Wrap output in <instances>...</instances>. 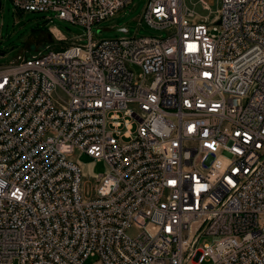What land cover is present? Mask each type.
<instances>
[{
    "label": "built area",
    "instance_id": "1",
    "mask_svg": "<svg viewBox=\"0 0 264 264\" xmlns=\"http://www.w3.org/2000/svg\"><path fill=\"white\" fill-rule=\"evenodd\" d=\"M10 1L83 33L0 63V264H264V0Z\"/></svg>",
    "mask_w": 264,
    "mask_h": 264
},
{
    "label": "rangeland",
    "instance_id": "2",
    "mask_svg": "<svg viewBox=\"0 0 264 264\" xmlns=\"http://www.w3.org/2000/svg\"><path fill=\"white\" fill-rule=\"evenodd\" d=\"M145 1L131 0L113 15L94 23L91 26L93 38L100 40L128 37L133 34L165 36V30L139 23ZM183 1L196 16L200 17H211L220 6V0H205L207 7H203L199 0ZM43 19L41 13L15 10L10 0H0V63L8 62L18 53H35L50 47H60L63 42L57 41L58 37L71 39L83 33V29L78 25L56 18L53 23L47 25ZM51 25H55L61 33L53 30ZM66 39L64 41H67ZM135 71L138 73V68H135ZM76 159L82 167L85 186L86 183L90 186L92 184L89 179L90 173L104 172L107 169L103 161L95 160L85 154H78ZM133 232L130 230L129 234ZM202 264L208 263L203 261Z\"/></svg>",
    "mask_w": 264,
    "mask_h": 264
},
{
    "label": "trees",
    "instance_id": "3",
    "mask_svg": "<svg viewBox=\"0 0 264 264\" xmlns=\"http://www.w3.org/2000/svg\"><path fill=\"white\" fill-rule=\"evenodd\" d=\"M43 22H44L45 24L48 25V22H47L46 20L43 19ZM61 42H63V41H61ZM57 43H59V42H57ZM63 43H64V42H63ZM63 43H62V44H63ZM57 48H58V47H57Z\"/></svg>",
    "mask_w": 264,
    "mask_h": 264
}]
</instances>
